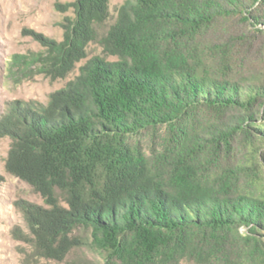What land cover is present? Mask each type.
<instances>
[{"label":"trees","instance_id":"trees-1","mask_svg":"<svg viewBox=\"0 0 264 264\" xmlns=\"http://www.w3.org/2000/svg\"><path fill=\"white\" fill-rule=\"evenodd\" d=\"M56 8L30 59L51 81L86 62L0 117L44 201L14 237L64 264H264V0H126L103 34L110 0Z\"/></svg>","mask_w":264,"mask_h":264},{"label":"rangeland","instance_id":"rangeland-1","mask_svg":"<svg viewBox=\"0 0 264 264\" xmlns=\"http://www.w3.org/2000/svg\"><path fill=\"white\" fill-rule=\"evenodd\" d=\"M72 1L0 0V117L14 101L34 106L48 104L53 92L63 88L79 74V68L86 60L79 63L66 79L51 81L39 74L30 59L32 53L43 50L37 34L63 40L62 23L71 13L58 11L56 5ZM125 1L110 0L111 19L100 29L101 34L114 23L118 8ZM88 53V59L102 55V48L99 44H91ZM10 146V138H0V264H64L34 256L32 246L13 235L17 227L29 233L24 212L16 204L24 201L43 206L44 201L31 186L6 170Z\"/></svg>","mask_w":264,"mask_h":264}]
</instances>
